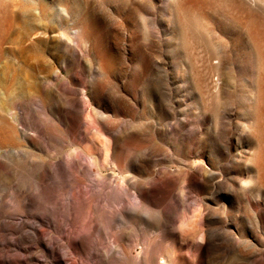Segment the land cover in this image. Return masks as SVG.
<instances>
[{"label":"rangeland","instance_id":"rangeland-1","mask_svg":"<svg viewBox=\"0 0 264 264\" xmlns=\"http://www.w3.org/2000/svg\"><path fill=\"white\" fill-rule=\"evenodd\" d=\"M185 220L193 264H264V0H0V264Z\"/></svg>","mask_w":264,"mask_h":264},{"label":"bare ground","instance_id":"bare-ground-1","mask_svg":"<svg viewBox=\"0 0 264 264\" xmlns=\"http://www.w3.org/2000/svg\"><path fill=\"white\" fill-rule=\"evenodd\" d=\"M85 130V133L88 134L91 128L87 127ZM99 135L100 134L93 132V138L98 142V147H95L97 154L104 152L103 150L101 151L99 147ZM123 151L127 150L123 149ZM76 158L79 157L76 156ZM78 167L85 169L86 165L80 161ZM123 191L126 193L128 192L127 188L123 189ZM147 191L146 189L145 192ZM135 193H137L135 197L139 199L138 204L135 206H140L137 208L144 207L143 193L139 190L135 191ZM121 194L120 191L115 190H111L110 193L113 199L120 197L119 195ZM127 205L130 206L134 204L129 200H125L122 203V207L125 208ZM185 221L180 224L178 229L169 230L166 228L157 236H149V234L142 236L139 239L141 241V250L139 251L141 256L139 258L132 254V252L136 250L134 248L137 246V243L125 245L121 243L119 237L114 236L112 242L116 246V251L119 253L118 257H114V261L117 264H193L195 258L193 249H196L203 241H206V249H212L218 244L215 238L217 233L213 230L208 231L207 234L203 233L199 222L195 220ZM222 235L229 240L232 238L225 230H222ZM182 236L185 241H182Z\"/></svg>","mask_w":264,"mask_h":264}]
</instances>
